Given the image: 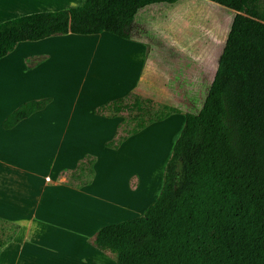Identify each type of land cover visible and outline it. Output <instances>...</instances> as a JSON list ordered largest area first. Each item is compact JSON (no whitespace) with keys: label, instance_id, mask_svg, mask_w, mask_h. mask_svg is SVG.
<instances>
[{"label":"trees","instance_id":"trees-1","mask_svg":"<svg viewBox=\"0 0 264 264\" xmlns=\"http://www.w3.org/2000/svg\"><path fill=\"white\" fill-rule=\"evenodd\" d=\"M179 0H83L0 22V58L18 42L108 32L130 38L139 10ZM235 13L213 79L183 125L165 162L157 197L138 216L99 227L89 242L116 264H264V0H210ZM50 97L21 103L2 121L11 128ZM129 94L94 113L128 115L105 146L170 115ZM179 112V111H173ZM95 157L65 169L69 184L88 183ZM84 177H86L84 179ZM22 221L0 216V249Z\"/></svg>","mask_w":264,"mask_h":264},{"label":"crops","instance_id":"crops-1","mask_svg":"<svg viewBox=\"0 0 264 264\" xmlns=\"http://www.w3.org/2000/svg\"><path fill=\"white\" fill-rule=\"evenodd\" d=\"M82 1L0 0V22ZM130 35L68 33L24 40L0 58V216L26 220L29 226L27 233H18L0 249V264H116L88 240L99 227L130 211L128 201L117 202L110 196L115 169L101 167L102 152H114L125 162L129 159L123 166L128 171L125 190L131 198L142 199L152 187L144 182L149 171L144 175L133 167L129 153L138 145L133 147L132 140L166 121L149 124L117 148L105 146L122 119L93 110L129 94L139 82L124 56L116 54L139 45ZM88 37L93 41L88 42ZM71 46L75 47L67 48ZM42 97L51 98L44 108L11 128L2 126L21 103ZM166 127L171 131V125ZM169 153L162 156L165 162ZM86 154L95 157L91 180L80 186L69 184L63 171L75 168ZM134 172L139 179L130 185L128 176Z\"/></svg>","mask_w":264,"mask_h":264},{"label":"rangeland","instance_id":"rangeland-1","mask_svg":"<svg viewBox=\"0 0 264 264\" xmlns=\"http://www.w3.org/2000/svg\"><path fill=\"white\" fill-rule=\"evenodd\" d=\"M234 13L232 9L210 0H179L141 9L130 24L129 32L139 45L116 54L124 56L125 62L139 78L132 93L146 100L152 110L170 115L165 122L164 119L158 121L164 122L163 125L150 124L149 129L132 140L133 147L136 143L138 145L134 151L129 153V146L126 150L130 158L132 156L133 167L142 170L144 175L146 170L149 171L144 182L149 189L152 187V193L144 198H131L125 190L123 180L128 171L123 166L129 163V159L125 162L114 152H102L101 167L111 166L112 172L115 169L111 198L117 202L126 200L130 206V211L114 222L138 216L157 197L165 166L162 156L170 152L167 150L170 142L173 143L180 133L184 112L198 110L213 79ZM86 40L92 42L93 37ZM120 119L128 120L131 126L136 122L130 121L126 114ZM168 125H171V131L166 127ZM138 177L137 172L128 176L130 185L138 182ZM155 190L158 193H154ZM28 227V221L23 220L15 236L24 230L27 233Z\"/></svg>","mask_w":264,"mask_h":264}]
</instances>
